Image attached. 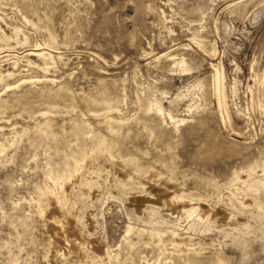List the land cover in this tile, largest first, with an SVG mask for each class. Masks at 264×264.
<instances>
[{
	"label": "rangeland",
	"instance_id": "1",
	"mask_svg": "<svg viewBox=\"0 0 264 264\" xmlns=\"http://www.w3.org/2000/svg\"><path fill=\"white\" fill-rule=\"evenodd\" d=\"M0 31V264H264V188L261 212L227 203L264 178V0H0ZM75 175L99 183L93 234L54 259L36 203L64 176L74 196Z\"/></svg>",
	"mask_w": 264,
	"mask_h": 264
},
{
	"label": "bare ground",
	"instance_id": "2",
	"mask_svg": "<svg viewBox=\"0 0 264 264\" xmlns=\"http://www.w3.org/2000/svg\"><path fill=\"white\" fill-rule=\"evenodd\" d=\"M193 37V36H192ZM2 38L3 42L9 41V38H7L6 36L2 35L1 31H0V39ZM1 42V41H0ZM9 43V42H8ZM8 43H6V47L8 46ZM38 50V49H37ZM26 55H37L40 58L43 59V65L39 66L37 64V66L39 68H41L40 70H43L44 72H46L51 65H49L50 63L53 64V57L52 54L45 52L43 49L42 50H38L37 52H27ZM25 56V55H24ZM181 59V58H180ZM27 63L28 64H34L33 61H31L30 59H27ZM176 62V61H175ZM14 63H16L14 61ZM35 65V64H34ZM176 66V70H178L181 73H187L190 71V68L187 66L186 61L184 59H181L180 61L178 60L175 63ZM262 86L264 90V72L262 73ZM10 76V75H9ZM44 77V76H43ZM212 77V82H213V88H214V93L216 95L217 98V103H218V107L219 110L222 114V118L223 119H228L229 117V113H228V107H227V101H226V93H225V80H224V74L223 71L219 68L215 69V73L211 76ZM46 78V77H44ZM4 79V77L0 74V82ZM27 79H19L18 83H23L25 82ZM38 80V78H37ZM36 80V81H37ZM33 81V80H32ZM40 81V79L38 80ZM43 81V80H42ZM261 81V80H260ZM19 83V84H20ZM25 84V83H24ZM14 85V84H13ZM17 85V82H16ZM12 86V85H11ZM11 86L6 85V89L10 88ZM19 86V85H18ZM15 87V86H14ZM188 87V86H187ZM16 88V87H15ZM201 88V86H200ZM261 88V87H260ZM13 89V88H11ZM192 89V88H191ZM50 92V91H49ZM233 93L235 94V90H233ZM182 92H179L175 99H179L182 96ZM151 96V95H150ZM148 98V103H149V108L151 107H155L154 109L156 110L157 113L164 115L165 117H168L170 120H174L175 123H182L185 121V119H174V117L172 116V114L170 112H165L164 108L162 107V105H158L157 102H155L156 99H154L152 96ZM87 100V99H86ZM89 101V100H88ZM109 110V108H108ZM116 110V109H115ZM153 110V109H151ZM121 120V119H120ZM229 121V120H228ZM111 123V122H110ZM174 123V124H175ZM112 125V124H111ZM76 129V128H75ZM88 129V128H87ZM118 131V130H117ZM75 132V131H74ZM91 137V136H90ZM85 139V138H84ZM100 139V138H99ZM75 140V139H74ZM106 143V142H105ZM102 144H104L102 142ZM108 144V143H107ZM90 145V144H89ZM86 147V146H85ZM96 147V146H95ZM105 147V146H104ZM110 147V146H109ZM102 148V147H101ZM102 152V151H101ZM84 153V152H83ZM92 154V153H91ZM80 155V154H79ZM81 160V159H80ZM130 165V164H129ZM134 167V166H133ZM254 168L250 167V171H253ZM249 171V172H250ZM248 172V171H247ZM254 172V171H253ZM252 172V173H253ZM69 173V172H68ZM76 176V175H75ZM236 177V176H235ZM234 177V178H235ZM70 177L68 176H64L62 178H56L55 182H54V187L51 189H44V191H42L43 193V199H41V201L39 200L36 203V210L38 212V215H40L41 219L44 221L45 223V227L46 230L48 232V230L50 232H52L50 235V242H48L51 248V252H52V257L54 259H58L61 258L62 252L61 250L58 248L59 244H61L62 242H67L70 239L67 240V236L66 233L67 232H73L74 235H76V237L82 236V238H88L91 239L92 238V234H93V228H92V224L90 223L89 218L88 221H85L83 219V216L81 217V212L80 210H82V204H84V202L92 200L89 199V190L95 189L99 186L98 180L97 178L94 177H83L80 175H77L76 177H74L75 183H78V190L76 189V193L74 194V196H70V194L68 193V191H66V185L69 182ZM73 179V177H72ZM238 182V181H237ZM76 185V184H75ZM77 188V187H76ZM264 188V178L263 177H259V176H255L253 174L248 173V176L243 178L241 180L240 183V194L238 195H233L232 197L229 196L227 203L233 207L235 212H241L244 211L247 208L250 209H255L258 211H262V205L260 204L259 201V192ZM69 189V188H68ZM67 189V190H68ZM98 189V188H97ZM264 190V189H263ZM74 191V190H73ZM93 191V190H92ZM99 191V190H98ZM239 193V192H238ZM90 198V197H89ZM86 200V201H85ZM135 200V199H134ZM177 200V199H176ZM225 200V199H224ZM52 202L54 204V206L52 207L54 212L52 215L48 213V206H52ZM150 202V201H149ZM171 203V202H170ZM173 203V202H172ZM141 205V204H140ZM143 205V204H142ZM147 205V204H146ZM228 205V206H229ZM141 207V206H140ZM51 208V209H52ZM147 207H145L146 210ZM150 208V207H149ZM186 208V207H185ZM141 209V208H140ZM150 210V214L151 215H155V211L152 209H147ZM197 209L194 207H191L189 209H187L185 211V214L187 215H192L194 213H196ZM252 211V210H251ZM257 211V213H259ZM148 213V214H149ZM90 214V213H89ZM157 214V213H156ZM184 214V212H183ZM184 214V215H185ZM86 215V214H85ZM91 215V214H90ZM88 216V215H87ZM214 216V215H213ZM90 217V216H89ZM219 217V216H218ZM210 218V217H209ZM208 218V219H209ZM202 216H199V221H203ZM214 219V218H212ZM207 220V218L205 219ZM204 220V221H205ZM211 220V218L209 219ZM162 221V220H161ZM212 221V220H211ZM210 221V222H211ZM215 221V220H213ZM92 222V221H91ZM158 222V221H157ZM164 222V221H163ZM161 222V223H163ZM206 222V221H205ZM208 222V220H207ZM91 225H90V224ZM160 223V221H159ZM213 223V222H212ZM209 223V224H212ZM93 224H94V220H93ZM208 224V223H207ZM206 225V224H205ZM95 226V225H94ZM93 226V227H94ZM194 226V225H193ZM208 226V225H207ZM206 226V227H207ZM211 226V225H210ZM209 226V227H210ZM208 227V228H209ZM130 228V227H129ZM194 228V227H193ZM95 230V229H94ZM236 232L234 233V242L240 246L243 249H246L248 246V243L246 241V239L243 238L244 234L249 233L250 226L247 224H243L240 225L237 229H235ZM233 232V231H232ZM95 233V232H94ZM72 234V235H73ZM73 235V236H74ZM95 235V234H94ZM260 235V234H259ZM96 236V235H95ZM75 237V236H74ZM73 237V238H74ZM91 237V238H89ZM81 239V237H80ZM95 238H93L94 241ZM74 240H76V238H74ZM79 240V239H78ZM252 240V239H251ZM72 241V240H71ZM71 241H69L71 243ZM92 241V240H91ZM73 242V241H72ZM80 242V241H79ZM86 242V241H85ZM76 243V242H75ZM69 244V243H68ZM78 245V244H77ZM64 246V245H63ZM70 246V245H68ZM61 247V246H60ZM65 247L68 249V247L65 245ZM77 247V246H76ZM86 244L83 245V249L86 250ZM94 247V246H93ZM92 247V248H93ZM72 248V247H71ZM81 248V247H80ZM79 250L85 251L82 248ZM91 248V247H89ZM70 249V248H69ZM73 250V249H72ZM89 250V249H88ZM70 251V250H67ZM89 252V251H88ZM198 253V252H197ZM67 256V255H66Z\"/></svg>",
	"mask_w": 264,
	"mask_h": 264
}]
</instances>
